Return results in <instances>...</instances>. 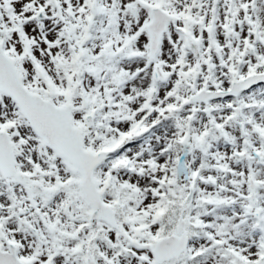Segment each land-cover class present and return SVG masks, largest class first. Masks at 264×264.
Instances as JSON below:
<instances>
[{"label": "snow or ice", "instance_id": "1", "mask_svg": "<svg viewBox=\"0 0 264 264\" xmlns=\"http://www.w3.org/2000/svg\"><path fill=\"white\" fill-rule=\"evenodd\" d=\"M0 264H264V0H0Z\"/></svg>", "mask_w": 264, "mask_h": 264}]
</instances>
